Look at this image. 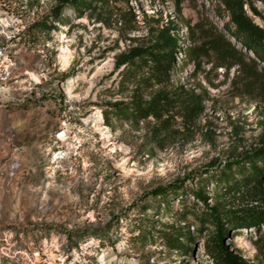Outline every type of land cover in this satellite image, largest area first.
I'll return each mask as SVG.
<instances>
[{"label": "rangeland", "instance_id": "374dc122", "mask_svg": "<svg viewBox=\"0 0 264 264\" xmlns=\"http://www.w3.org/2000/svg\"><path fill=\"white\" fill-rule=\"evenodd\" d=\"M249 1L264 15V3ZM95 6L0 0V264H211L195 221L203 207L188 190L204 191L209 206L226 200L211 176L264 140V82L210 68L211 57L186 63L181 49L200 45L192 41L200 32L216 31L242 52L208 0ZM170 25L180 51L169 81L124 80L116 56ZM160 89L198 95L202 112L192 123L179 109L138 122L107 112ZM157 189L166 197H153ZM180 194L192 211L184 223ZM171 226L192 238H179L189 254L155 235ZM254 239L253 229L240 230L225 243L258 264Z\"/></svg>", "mask_w": 264, "mask_h": 264}, {"label": "trees", "instance_id": "16d2710c", "mask_svg": "<svg viewBox=\"0 0 264 264\" xmlns=\"http://www.w3.org/2000/svg\"><path fill=\"white\" fill-rule=\"evenodd\" d=\"M128 0H62L64 5H71L77 11H94L96 4L106 7L112 3H127ZM212 3L216 16L225 13L228 22L224 32L233 40L235 49L224 36L216 31L200 32L199 37L192 39L193 44L201 41L200 45L182 47L186 63L198 67L202 58H210L207 64L210 68H224L226 71L236 68L251 81L264 82V15L253 7L249 0H208ZM264 3V0H256ZM53 17L56 12L52 13ZM258 18L263 25L258 24ZM42 28L46 26L41 25ZM172 26L161 30H151L147 45L134 47L121 53L115 58V68H123L124 80L138 78L144 87L165 85L174 67V56L180 51L179 42L171 37ZM188 29L191 31L192 29ZM108 114L116 119L145 121L149 118L161 121L162 117L176 109L181 110L184 122L192 123L202 112L201 100L193 93L186 94L182 89L168 93L157 90L149 94V99L143 101L133 97L125 102H115L106 106ZM107 115V114H106ZM164 122V121H163ZM162 122V123H163ZM215 192L221 193L217 199L226 200L209 206L207 196L202 190H188L193 201L203 209L195 218L199 225L198 233L205 231L204 253L211 264H247L225 243L230 235L240 230L253 229L255 239L252 244L258 253V264H264V140L258 146L244 151L238 156L225 161L215 176ZM176 191V188L174 189ZM166 190L157 189L153 197H166ZM176 195V194H175ZM184 195V194H183ZM178 201L183 213L177 214V221L184 223L185 215L192 214L188 210L180 194ZM141 233L142 239L148 237ZM145 235V236H143ZM163 244L170 250L181 251L184 255L190 253L188 246L179 243V238L187 243L192 238L172 226L165 232H157ZM140 236V237H141Z\"/></svg>", "mask_w": 264, "mask_h": 264}]
</instances>
